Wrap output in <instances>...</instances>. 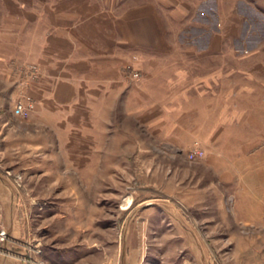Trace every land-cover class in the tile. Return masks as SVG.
Masks as SVG:
<instances>
[{
  "label": "rangeland",
  "instance_id": "obj_1",
  "mask_svg": "<svg viewBox=\"0 0 264 264\" xmlns=\"http://www.w3.org/2000/svg\"><path fill=\"white\" fill-rule=\"evenodd\" d=\"M149 1L0 0V264H264V0H243L238 48L205 55L240 76L219 83L218 121L195 104L193 123L184 98L149 105L157 54L122 33ZM156 1L168 38L201 4Z\"/></svg>",
  "mask_w": 264,
  "mask_h": 264
},
{
  "label": "crops",
  "instance_id": "obj_2",
  "mask_svg": "<svg viewBox=\"0 0 264 264\" xmlns=\"http://www.w3.org/2000/svg\"><path fill=\"white\" fill-rule=\"evenodd\" d=\"M245 1H238L240 4L238 7L235 5L234 0H201L200 7L195 13L202 16L201 19L197 18V15L190 17V12L181 19L177 16L176 28L170 27L169 34L180 37L184 32H191L193 41L181 40L175 42L174 35L169 37V40L168 30L165 23H163L165 16L159 1H149L148 4L140 5L136 12L129 8L122 9V33H127L128 30L129 34L140 33L142 36L144 34L143 37L136 39V42L139 43L140 39L144 41L146 36L148 47H145V49H154L157 54V57L155 56L153 60H149L148 64H142L147 73L146 81L152 83L148 85L149 95L147 96L150 106L160 107L161 113H168L172 106L178 104L179 98H184L185 100L180 104L184 110L183 112L189 116H186L187 122L193 123V120H196L193 119L196 115L193 110L195 104L198 106L196 112L198 115H203L208 120L212 115L211 119L214 122L218 121L219 114L223 113L219 108L221 102L219 83L225 81L227 75L232 76L234 79H236V75L240 76V69H229L227 74L225 66L235 67L240 65L241 61L205 55L213 53L219 55V52L226 49L238 48L227 37L238 33L236 27L240 24L241 13L239 12L254 9L250 3ZM139 15L144 17L145 21L135 19ZM186 27L191 28L187 29ZM109 32L113 34V29ZM167 50H190L194 54L201 55V57H173L171 54H169L171 56L166 57L163 54ZM66 62H70V60ZM72 64H75V62H72ZM103 75L106 80L105 83H107L106 86H108V80L110 81L111 77L106 73ZM68 89L69 87L65 91L67 92ZM194 98L199 100L195 103ZM196 118L198 119V117ZM238 118L240 120V116Z\"/></svg>",
  "mask_w": 264,
  "mask_h": 264
},
{
  "label": "built area",
  "instance_id": "obj_3",
  "mask_svg": "<svg viewBox=\"0 0 264 264\" xmlns=\"http://www.w3.org/2000/svg\"><path fill=\"white\" fill-rule=\"evenodd\" d=\"M135 76H139L138 73H135ZM18 112H25L26 110V106L24 104H18L16 106ZM204 150L200 147L199 143L197 142L195 144V148L188 154V158L191 160V161H194L202 156H204Z\"/></svg>",
  "mask_w": 264,
  "mask_h": 264
}]
</instances>
